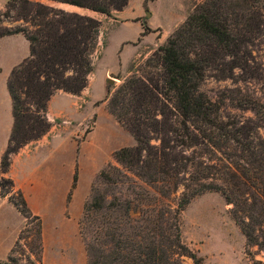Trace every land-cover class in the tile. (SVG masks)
<instances>
[{"label": "trees", "instance_id": "16d2710c", "mask_svg": "<svg viewBox=\"0 0 264 264\" xmlns=\"http://www.w3.org/2000/svg\"><path fill=\"white\" fill-rule=\"evenodd\" d=\"M47 1L111 17L129 0ZM16 4L25 25L0 28V38L23 34L30 54L7 81L13 126L0 161V193L26 221L14 247L35 223L37 256L40 219L5 174L11 155L51 128V96H78L88 86L101 22L29 0H7L0 22ZM129 73L106 100L135 145L113 153L117 165L98 173L84 204L79 229L88 264H183L182 258L202 264L182 241L179 217L190 200L209 192L230 206L247 248L264 250V0H203ZM208 78L232 87L211 99L200 91ZM180 188L172 208L165 201ZM13 250L7 259L15 262Z\"/></svg>", "mask_w": 264, "mask_h": 264}, {"label": "rangeland", "instance_id": "374dc122", "mask_svg": "<svg viewBox=\"0 0 264 264\" xmlns=\"http://www.w3.org/2000/svg\"><path fill=\"white\" fill-rule=\"evenodd\" d=\"M29 1L58 7L57 4L47 0ZM202 1L129 0L128 5L122 11L113 12L111 17L91 13L90 16L101 22V27L98 46L92 58L93 72L89 76L91 77L89 89L91 96L95 99H102L105 90L108 89L105 98L95 103L99 106V127L96 135L99 136L101 141L110 138L111 148H118L122 145L132 147L135 145V141L133 136L119 124H116V126L120 129L114 128L112 124H108L106 121L102 114V111L109 114L106 97L113 93L125 78L131 75L129 73L131 66L140 62V59L150 56L157 46L163 45L166 39L185 21L194 6ZM19 6V4H16L15 9L9 10V18L1 19L0 28H15L25 25L18 17ZM145 27H148L149 31L147 35H142ZM141 73L142 70H139L138 74ZM108 74H110V77H107ZM107 79L113 80V83H108ZM231 87L230 80L216 81L213 78H208L201 84L200 91L209 98L215 99L220 91ZM83 107L84 102L81 101L80 110ZM226 111L227 114L236 115L237 117H252L250 112H241L229 108ZM96 112L97 107L91 104L87 107L86 112L76 119V121L85 122V124H54L58 129L68 127L67 130L70 129L77 134L74 135L76 145L74 149V175L76 174V182L74 186L72 183L68 192V200L71 199L79 178L80 164L78 157L81 144L85 141L87 133L96 120ZM34 142L31 141L30 143ZM116 150L111 153L110 158L92 176L87 189L88 178L82 175L78 194L80 198L84 195V200L80 215L78 219L71 220L68 226L64 227V237L51 236L50 234L48 254L44 255L42 245L41 254L35 255L37 243L34 234L35 223H33L31 232L26 234L28 238L22 235L17 245L12 247L14 250L11 253V258L15 262L9 261L7 256L6 260L0 261V264H88L85 242L80 234L79 222L82 218L84 204L90 198L92 187L96 186L98 173L107 165H117L113 157ZM84 153L80 156L81 162L91 161L92 155L87 151ZM181 191L180 188L172 194L165 201L166 204L175 208ZM229 208L230 206L225 203L222 196L216 192L205 193L190 200L179 217L183 243L203 260L202 264H264V250L260 251L256 247L247 248L244 236L229 216ZM52 246H54V249ZM55 247L56 251H54ZM182 261L183 264H192L189 258H182Z\"/></svg>", "mask_w": 264, "mask_h": 264}, {"label": "crops", "instance_id": "0c3cea01", "mask_svg": "<svg viewBox=\"0 0 264 264\" xmlns=\"http://www.w3.org/2000/svg\"><path fill=\"white\" fill-rule=\"evenodd\" d=\"M6 2L7 0H0V13L4 11ZM57 5L69 12L86 15L92 13L67 4ZM29 54V42L23 34H12L0 38V161L7 148L13 126L12 100L7 81L11 71ZM107 77H110V74ZM90 78L88 86L78 96L63 91H56L51 96L46 109V118L52 125L50 130L34 143L27 144L12 154L10 166L5 174L6 178L13 181L14 190L23 195L31 213L40 218L44 255L48 254L50 249V234L64 237V227L68 226L71 220L78 219L80 215L84 200V195L80 198L78 194L82 175L88 178L87 189L92 176L110 158L111 153L123 146L113 149L110 138L106 137L107 139L101 141L96 135L99 127V106L95 103L105 98L108 89L105 90L102 99L93 98L89 89ZM81 101L84 102V107L80 110ZM91 104L97 107L96 120L81 144L78 157L79 178L76 189L68 200V192L75 173L74 135L77 134L70 129L67 130L68 127L58 129L54 124H85L76 119L85 113ZM102 114L108 124L118 128L112 116L104 111ZM86 151L92 155V160L82 163L80 156ZM24 224V217L8 201V198L0 193V261L6 260ZM52 247L54 249V246Z\"/></svg>", "mask_w": 264, "mask_h": 264}, {"label": "water", "instance_id": "95a60500", "mask_svg": "<svg viewBox=\"0 0 264 264\" xmlns=\"http://www.w3.org/2000/svg\"><path fill=\"white\" fill-rule=\"evenodd\" d=\"M108 83H113V80H108Z\"/></svg>", "mask_w": 264, "mask_h": 264}]
</instances>
